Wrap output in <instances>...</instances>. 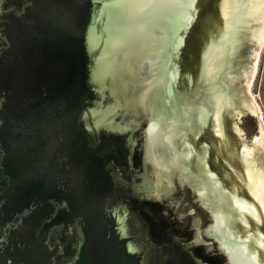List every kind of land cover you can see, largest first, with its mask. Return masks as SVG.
Returning a JSON list of instances; mask_svg holds the SVG:
<instances>
[{
	"label": "water",
	"instance_id": "water-1",
	"mask_svg": "<svg viewBox=\"0 0 264 264\" xmlns=\"http://www.w3.org/2000/svg\"><path fill=\"white\" fill-rule=\"evenodd\" d=\"M197 19H220L203 47L208 90L179 100L170 81L185 73L163 66ZM260 50L264 0H217L204 17L199 0H0V264H172L127 195L132 180L172 181L178 167L186 179L197 168L214 205V254L264 264ZM191 115L226 152L220 178L197 152L206 132L189 137Z\"/></svg>",
	"mask_w": 264,
	"mask_h": 264
},
{
	"label": "flooded vegetation",
	"instance_id": "flooded-vegetation-1",
	"mask_svg": "<svg viewBox=\"0 0 264 264\" xmlns=\"http://www.w3.org/2000/svg\"><path fill=\"white\" fill-rule=\"evenodd\" d=\"M216 1L199 0L203 17L209 13V9L215 7ZM171 22L172 19H168L163 26ZM219 25L220 19H197L193 21L188 29L186 45L180 55V59L178 60L176 56H172V65L163 66L164 70L168 67L169 70L172 69L173 72H177L178 70L175 69V65L178 68L177 63H179L180 71L185 73L184 83L181 82L178 85L176 81H170L175 97L177 98L178 96L177 99L180 100V97H183L187 100L196 91L202 92L200 97L202 99L203 94L207 92L205 90H208V85L205 86L204 83L199 82L202 71L203 47L210 35H214V32L218 30ZM170 31L171 26L169 31H167L168 35L164 34L160 37L161 39L157 40L158 45L165 48L164 50L162 49L165 55L170 51V48H168L172 39ZM147 40L152 43V41L155 42L156 38L147 37ZM158 86L157 84V87H154V89L158 88ZM178 86L181 88L180 90ZM162 104V102L159 104L161 106L159 107L160 109L164 106ZM186 125L191 140L193 138L192 132H206L203 135L202 141V144L205 146L196 147L197 152L204 153L206 164L209 163L218 172V177H222L225 171L223 168L221 169L220 164L221 162L225 163L223 158L225 151L220 147L217 136L211 132L210 128L208 129V124H200L197 122L194 115H191V120ZM161 152L169 154L170 151L161 150ZM196 156L194 160H196ZM142 158L143 152L138 151L134 157L137 168H140L139 166L142 165ZM189 159L185 161L187 165L192 163ZM127 163L128 161L126 160V165ZM196 169L186 167L185 174L188 176L186 179L180 176L182 170L179 167L177 168V176L173 178L172 176L175 170L172 168L169 173L172 181L166 179L165 181H141L142 178L140 181L137 179L134 181L131 177V193L127 196H133V199H138L137 203L139 204V211L141 212L139 215H143L142 221H147L148 227H151L156 235V241L153 242L154 245L158 249L164 248L172 250V264H223L224 261L220 254H214V249L210 248L212 246V240H215V237L210 235V224L212 222L210 207H214V205L211 204L208 193L204 195L199 194L200 192L197 189L203 185V181L197 180L198 175L196 174ZM128 171L129 168L126 167V176ZM149 174H151L150 171ZM193 176L197 177L195 178L197 181H193ZM221 182L223 185L225 184V181ZM227 182L232 183V181ZM169 190H172V194L165 195L164 192L167 193ZM155 192H163L159 194L163 198V201L155 199ZM147 203L151 204V206ZM143 226L145 227L147 225L144 223ZM148 227H146L147 231L149 229Z\"/></svg>",
	"mask_w": 264,
	"mask_h": 264
},
{
	"label": "rangeland",
	"instance_id": "rangeland-1",
	"mask_svg": "<svg viewBox=\"0 0 264 264\" xmlns=\"http://www.w3.org/2000/svg\"><path fill=\"white\" fill-rule=\"evenodd\" d=\"M253 101L259 111L260 122L264 124V50H260L253 83Z\"/></svg>",
	"mask_w": 264,
	"mask_h": 264
}]
</instances>
